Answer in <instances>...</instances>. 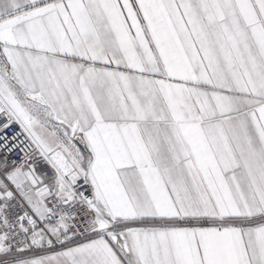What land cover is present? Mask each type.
Wrapping results in <instances>:
<instances>
[{
  "label": "snow or ice",
  "instance_id": "snow-or-ice-1",
  "mask_svg": "<svg viewBox=\"0 0 264 264\" xmlns=\"http://www.w3.org/2000/svg\"><path fill=\"white\" fill-rule=\"evenodd\" d=\"M0 264H264V0H0Z\"/></svg>",
  "mask_w": 264,
  "mask_h": 264
}]
</instances>
